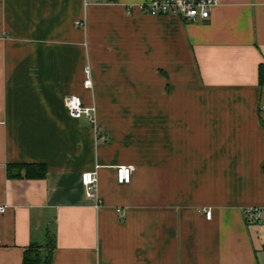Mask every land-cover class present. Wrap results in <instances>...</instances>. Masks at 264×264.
Instances as JSON below:
<instances>
[{
  "label": "crops",
  "instance_id": "0c3cea01",
  "mask_svg": "<svg viewBox=\"0 0 264 264\" xmlns=\"http://www.w3.org/2000/svg\"><path fill=\"white\" fill-rule=\"evenodd\" d=\"M145 1L0 0V264L50 242L49 264H264L243 216L264 208V0L194 23ZM32 164L44 178L8 176Z\"/></svg>",
  "mask_w": 264,
  "mask_h": 264
},
{
  "label": "built area",
  "instance_id": "2783aa9c",
  "mask_svg": "<svg viewBox=\"0 0 264 264\" xmlns=\"http://www.w3.org/2000/svg\"><path fill=\"white\" fill-rule=\"evenodd\" d=\"M217 0H147L139 6V10L150 16H168L174 15L185 22L194 23L205 21L210 17L212 9L216 6ZM82 26L81 22L76 23ZM85 89L92 88L90 71L84 70ZM68 115L73 119L85 117L91 125H95V108L84 107L80 99L76 96H67L64 100ZM264 109V107H263ZM132 167L119 166L116 168V178L119 184H128L130 182ZM81 182L84 187L85 195L88 198L95 199L98 197V177L97 171L85 172L81 175ZM99 205V201H97ZM5 211V207H0V213ZM206 218H210L211 211L206 210ZM263 207H246L243 209L244 220L247 225L263 224Z\"/></svg>",
  "mask_w": 264,
  "mask_h": 264
},
{
  "label": "trees",
  "instance_id": "16d2710c",
  "mask_svg": "<svg viewBox=\"0 0 264 264\" xmlns=\"http://www.w3.org/2000/svg\"><path fill=\"white\" fill-rule=\"evenodd\" d=\"M259 82H264V70L263 66L259 68ZM23 170L24 176L28 179H40L46 175V168L44 165L32 164V165H11L8 167V176L19 177V172ZM45 251L41 247L32 245L25 250L23 264H49L52 251V243L50 242L45 247Z\"/></svg>",
  "mask_w": 264,
  "mask_h": 264
}]
</instances>
